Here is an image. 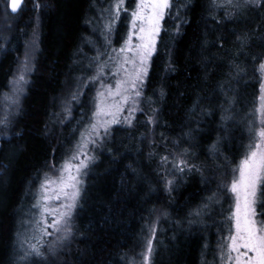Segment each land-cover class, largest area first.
I'll list each match as a JSON object with an SVG mask.
<instances>
[{"label":"trees","instance_id":"1","mask_svg":"<svg viewBox=\"0 0 264 264\" xmlns=\"http://www.w3.org/2000/svg\"><path fill=\"white\" fill-rule=\"evenodd\" d=\"M42 1L48 10L25 0L12 32L0 41L1 103L23 42L38 25L36 71L22 114L14 133L0 139V264H22L15 237L21 221L32 219L37 184L88 119L82 100L62 134L55 140L46 136L63 84L85 76L92 51L85 40L98 46L99 20L111 2ZM133 2L126 0L125 8L130 10ZM171 5L151 59L143 112L131 127L113 128L87 171L73 222L74 243L60 261L26 264H130L134 257L138 264L149 222H156L157 229L151 264H219L216 252L231 230L232 211L231 197L221 185L248 151L246 121L255 117L260 95L261 75L255 69L264 61V8H242L227 19L226 8L214 7L212 0H171ZM128 20L127 11H120L112 29L116 43ZM245 34L249 39L241 49L237 36ZM237 64L245 69L239 76ZM229 104L234 119L225 124L221 116ZM153 108L155 126L144 119ZM165 153L183 154L195 167L183 172L171 164L163 168L159 160ZM165 175L174 177L171 192Z\"/></svg>","mask_w":264,"mask_h":264},{"label":"snow or ice","instance_id":"2","mask_svg":"<svg viewBox=\"0 0 264 264\" xmlns=\"http://www.w3.org/2000/svg\"><path fill=\"white\" fill-rule=\"evenodd\" d=\"M22 3L23 0H8V7L12 13H16ZM124 4L125 0H116L109 10L110 15L114 13L118 17ZM212 4L216 8H226L227 19L233 18L242 8H264V0H222V2L212 0ZM171 6V0H137L135 10L131 12V31L123 45L118 50L113 48L111 51H98L97 56L89 63L93 72L78 78L80 84L76 91L70 94L71 100L75 101L83 94L82 88H87L89 84H98L94 111L87 128L81 133L75 152L63 161L57 170L58 175L49 176L45 173V178L40 183V191L32 205L36 211L31 219L33 226L31 240L36 242L31 243L26 240L27 248L19 257L20 260H26L29 257L46 259V254L42 250L46 246L49 252L53 255L55 253L54 243L48 245L44 240L45 236L62 233V236H57V240L62 241L71 235L72 215L80 202L83 177L95 160V155L92 154L94 148L103 145L105 138L110 134L111 125L121 123L120 117L125 112L127 116L124 117L123 122L132 126L134 113L143 110L140 108V101L150 59L156 51L161 22ZM36 7H40L38 2ZM124 10L127 11L126 8ZM105 30L108 33L112 31L110 22L105 24ZM248 39L247 34L237 36L241 49L247 44ZM133 40L137 42L133 43ZM33 43L35 44L36 41L33 40ZM101 56L106 58L101 59ZM106 69L109 70L107 74ZM234 69L236 76L245 72V69L238 64L234 66ZM255 70L260 73L261 80L264 81V61L259 62ZM28 71L30 67L26 59L21 65L16 81L19 85L18 92H22V85L27 82L25 73ZM259 92V105L255 109L257 118L246 121L249 132L248 151L235 170L238 172V177L233 178L229 189L236 198L235 210L230 217L233 220L234 234L230 230L227 243L220 246V259L223 264H264V82H261ZM164 94L161 91V97ZM156 111L153 108L152 115L147 121L153 126L157 123ZM64 112L70 116V101L66 102ZM249 115L252 116V114ZM232 119L234 117L229 104L223 109L221 120L226 124ZM89 145L93 147L90 148ZM213 150H216V145H213ZM149 155L151 156L152 153ZM169 163L168 155L161 157L162 167ZM171 167L183 172L185 168L191 171V168L195 166H189L184 155L178 153L171 161ZM163 179L165 188L171 192L174 177L168 179L165 175ZM53 201L57 203L53 204ZM209 202H213V197H209ZM203 207L207 208L208 204ZM194 215L201 216L202 209L197 210ZM48 217H51V220ZM147 228L148 235L145 237L143 251L139 254L142 264H151L155 252L156 222H149ZM48 229H52V232ZM130 264H136L135 257Z\"/></svg>","mask_w":264,"mask_h":264},{"label":"rangeland","instance_id":"3","mask_svg":"<svg viewBox=\"0 0 264 264\" xmlns=\"http://www.w3.org/2000/svg\"><path fill=\"white\" fill-rule=\"evenodd\" d=\"M32 7H35L37 2L39 3L40 7V11H46L49 9V5L47 4L46 1H35L33 3V0H30ZM126 1V0H125ZM133 5L132 8L130 10H127V14L129 15V20H128V26L125 32L124 37L119 40V42H115L113 40V33L112 31L110 33L106 32L105 30V24L107 23H111V28L113 29V25H115L116 22V18L117 16L112 13L110 15V9L112 8V6L115 4L116 0H111V2L109 3L108 7L106 9V14L100 17L99 20V28H98V34H96V37H94L95 42L98 44V48L94 46V41L92 42V40H90L89 38H87L85 40V42L90 45V49L91 51V61L93 60L94 57L97 56L98 51L99 52H104V51H111V49L115 48V49H119L122 45L124 40L127 38L129 32L131 31V12L133 10H135V6H136V2L137 0H133ZM23 7V6H22ZM125 8V4L123 6V8L121 9L124 10ZM22 9V8H21ZM20 12V11H19ZM18 12V13H19ZM18 13L16 14H11L8 8V0H0V41H3V39H5L4 34L12 32L11 30L13 29L12 24H14V20H16L15 17L19 16ZM163 22V21H162ZM162 22H161V27H162ZM95 27L92 26V29H94ZM161 32V31H160ZM38 25L35 24L34 29L29 32L28 38L25 39V41L23 42V47H22V53L21 55L16 59V64H15V68L13 71V75L12 78L8 84L7 90L3 93L2 97H1V103H0V139H7L9 138V136L14 133V125L15 122L17 121V119L21 116L22 114V105H23V100L27 94V90L31 85V79L32 76L34 74V72L36 71V64H37V54H38ZM160 35V34H159ZM107 37V40H106ZM159 36L157 37V41H158ZM33 40L36 41V43H33ZM137 41L133 40V43H136ZM156 46H157V42H156ZM2 50H4L2 48ZM155 53V52H154ZM151 56L152 57L154 56ZM106 57L101 56V59H105ZM28 60L29 62V67H30V71L26 72V83H24L22 85V92H18L17 88H18V84L16 83V81L18 80V76L21 70V65L25 60ZM151 59H150V63H151ZM90 60V59H89ZM75 63V62H74ZM76 64V63H75ZM150 67V64H149ZM87 71L85 72V76L90 75L93 72V69L89 67V63L86 64ZM84 70V69H83ZM108 69H106V74L108 73ZM149 71V69H148ZM83 76V77H85ZM81 76L79 75H75L72 77V81L69 83V85L65 82L63 84V89L60 93V95L58 96L57 99V103H56V111L53 112V114H51L49 116L48 119V125L46 127V136L49 138H53L54 140L57 138V136H60L63 132V129L70 123H72V114L74 112V109L81 103L82 100H85L87 102V106H88V119L85 122L84 126H82L81 130L75 134V136L73 135V132L71 133L72 139L70 138L69 141V145H67L64 149H63V153L60 155L61 157L58 160L52 159L49 164L46 167V170L44 171L45 173H47L49 176H55L58 175V169L60 168L61 164L63 163V161L70 155H72L77 147L78 142L81 139V133L85 131V129L87 128L89 121L92 117V113L94 111V99L96 97V92L97 89L99 87L98 84H89L87 88H82V95H80L78 97L77 100L72 101L71 100V96L70 94L74 91H76L77 86L80 84V80L78 78H80ZM112 82V81H110ZM146 82V81H145ZM261 82H264L261 80L260 77V84ZM145 86V84H144ZM144 86L142 89V92H144ZM260 94V92H259ZM144 95V93H143ZM143 95L141 97V101H140V108L143 109ZM18 101V102H17ZM70 101V108H71V114L70 116L66 115V113L64 112V108H65V104L66 102ZM259 105V99H258V104ZM54 109V110H55ZM143 112L142 111H137L134 113V117L137 116V114H141ZM127 116V112H125L121 117V123H116V124H112L110 127V134L113 130V128L117 127V126H125V127H131L129 126L127 123L123 122L124 121V117ZM144 119L147 123L148 118L151 115L148 114H144ZM254 118H257L256 116ZM135 120V118H134ZM132 121V125L133 122ZM56 129V130H55ZM13 131V132H12ZM56 131V132H55ZM110 134L105 138L104 143L102 146H98L94 148V151L92 152L93 155H95V160L94 162L97 160L98 157V151L105 146L107 140L110 137ZM90 148H92V145H89ZM164 155H168L169 159H170V163L173 160L174 157H172L171 155L165 153ZM161 155L160 156V160H159V164L161 165V157L164 156ZM93 162V163H94ZM91 163L90 166L93 164ZM240 164V163H239ZM53 165L55 167H53ZM89 166V168H90ZM166 166H164L163 168H166ZM238 167V166H237ZM237 167L233 170V172L231 174H229L228 176H225L223 181L224 183L221 185L230 195V199H231V207H232V211H231V216L232 213L235 210V203H236V198L235 195L229 190L230 189V185H231V181L233 180L234 177H238V172H236L235 170L237 169ZM88 171V170H87ZM87 174L83 177V185L82 188L84 187V183H85V179H86ZM169 176V175H168ZM222 176V174H221ZM170 177V176H169ZM45 178V174L42 177L41 181L37 184V188H36V193H35V199L37 194L40 191V183L44 180ZM220 188V187H219ZM34 199V202H35ZM53 204L57 203L55 201L52 202ZM35 209L34 212L35 213ZM75 211L73 212L72 215V220H71V226H72V232L71 235L68 237V239L66 240H62V241H58L57 240V236L60 235L62 236L63 234H57V233H53V235L51 236H45L44 240L47 242L48 245H52L54 243V255L49 252V248L46 246L44 249H42L45 254H46V259H38L36 257H29L26 260H20L18 259L19 263L22 264H26V262L31 261V260H38V261H45L48 259H51L52 261H60V257L63 253H65V251L67 249H69L68 247H70L71 244H73V239L75 237V226H74V217H75ZM37 218H39L38 214H37ZM49 220H51V217H48ZM233 225V220L231 219L230 222V228H231V233L234 234V228L232 227ZM32 224L31 221H29V223L27 224V221H21V227H20V231L17 233V236L15 237L16 239V247L18 249V252L20 253V256L23 254V251L27 248V241H30L31 243H35V240H31V237L33 235V231H32ZM49 232H52V229H48ZM230 234V232H229ZM227 237L226 236V240L222 241L221 244L223 243H227ZM218 247L217 250V257L219 260V264H223V261H221L220 259V246ZM23 245V247H22ZM138 264H142V260L139 261Z\"/></svg>","mask_w":264,"mask_h":264},{"label":"water","instance_id":"4","mask_svg":"<svg viewBox=\"0 0 264 264\" xmlns=\"http://www.w3.org/2000/svg\"><path fill=\"white\" fill-rule=\"evenodd\" d=\"M24 1H25V0H23V3H24ZM23 3H22V6H23ZM22 6H21V8H22ZM8 8H9V11H10L11 14H16V13H18V12L20 11V9H21V8H20L19 11L16 12V13H12L10 7H8Z\"/></svg>","mask_w":264,"mask_h":264},{"label":"bare ground","instance_id":"5","mask_svg":"<svg viewBox=\"0 0 264 264\" xmlns=\"http://www.w3.org/2000/svg\"><path fill=\"white\" fill-rule=\"evenodd\" d=\"M24 4V3H23Z\"/></svg>","mask_w":264,"mask_h":264}]
</instances>
